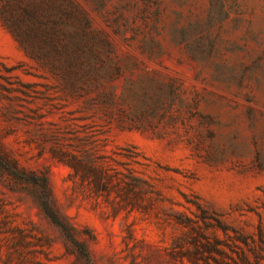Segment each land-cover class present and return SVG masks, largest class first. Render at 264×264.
<instances>
[{
  "label": "rangeland",
  "instance_id": "1",
  "mask_svg": "<svg viewBox=\"0 0 264 264\" xmlns=\"http://www.w3.org/2000/svg\"><path fill=\"white\" fill-rule=\"evenodd\" d=\"M0 264H264V0H0Z\"/></svg>",
  "mask_w": 264,
  "mask_h": 264
},
{
  "label": "trees",
  "instance_id": "2",
  "mask_svg": "<svg viewBox=\"0 0 264 264\" xmlns=\"http://www.w3.org/2000/svg\"><path fill=\"white\" fill-rule=\"evenodd\" d=\"M45 211H46V214L50 217V219H51L52 221L56 222L55 217H53L52 213H50L46 207H45Z\"/></svg>",
  "mask_w": 264,
  "mask_h": 264
}]
</instances>
